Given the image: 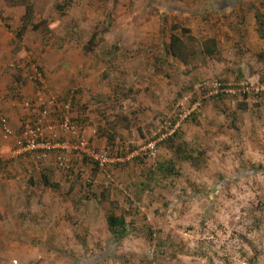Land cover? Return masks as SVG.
<instances>
[{"label": "rangeland", "instance_id": "obj_1", "mask_svg": "<svg viewBox=\"0 0 264 264\" xmlns=\"http://www.w3.org/2000/svg\"><path fill=\"white\" fill-rule=\"evenodd\" d=\"M170 33L184 63L168 54ZM241 81L264 84V0H0V264H264V92L211 89ZM39 88L72 97L70 120L107 154L104 172L71 149L48 104L21 106ZM193 105L148 154L174 107ZM35 114L66 150L14 154ZM109 201L131 228L118 242Z\"/></svg>", "mask_w": 264, "mask_h": 264}, {"label": "built area", "instance_id": "obj_2", "mask_svg": "<svg viewBox=\"0 0 264 264\" xmlns=\"http://www.w3.org/2000/svg\"><path fill=\"white\" fill-rule=\"evenodd\" d=\"M34 80L40 82V74L35 71ZM37 90V93L32 102H23L22 107L26 110L31 108L42 107L45 103L50 106L57 118L59 119L58 129L67 135L75 139L74 145L71 147L73 151H77L82 157L91 161L96 169L100 172H104L109 162L107 154L103 151L95 152L90 149L79 135V127H77L70 119L69 109L71 103V96L69 95L64 100H58L51 94L44 95L41 88ZM211 89L214 93H223L226 95H233L235 93L240 94L244 97H250L252 99H258L259 95L264 92V84L253 86L248 82L241 81L234 85H223L219 83H213ZM198 105H193L189 110L180 113L176 110L173 120L165 119L160 127L157 137L154 141L146 145V151L152 155L155 152V144L158 142L165 141L171 137L180 123L186 119L190 114L196 111ZM29 120L22 123L18 135L14 142V154L16 156L26 155L34 161H40L46 157L51 151L66 150L67 147L63 143L53 142L47 139V136L53 134V126L46 125L41 122L38 114L32 115L28 118ZM0 130L3 137L10 135V128L6 117L0 112ZM62 158L58 157L57 160L60 162ZM115 162H119V159H115Z\"/></svg>", "mask_w": 264, "mask_h": 264}, {"label": "trees", "instance_id": "obj_3", "mask_svg": "<svg viewBox=\"0 0 264 264\" xmlns=\"http://www.w3.org/2000/svg\"><path fill=\"white\" fill-rule=\"evenodd\" d=\"M24 11H23V15H22V20L24 21H28L31 17V8L29 5H24ZM254 21L256 23V31L258 32V35L261 36V32H262V23L260 21V16L255 13L252 14ZM35 27V26H34ZM25 25L21 26L19 28V30L16 32V36L18 37L24 30ZM171 29H175L174 26L171 27ZM184 32V31H182ZM167 51L168 54L174 58L179 60L180 62L184 63L185 59L183 56V47H182V42H181V38L178 35L175 34H169L168 36V45H167ZM210 52H207V54H210ZM240 75H243L242 72H240ZM175 136V134L173 135ZM172 136V137H173ZM170 137V139L172 138ZM177 152H179V149H176ZM188 157L187 155L183 156V159L186 160ZM91 162V161H90ZM92 163V162H91ZM93 164V163H92ZM171 164H164V163H160L157 164L154 172L168 176L171 171H172V167H170ZM93 166L95 167V165L93 164ZM96 168V167H95ZM43 185L45 186H49V184L47 183V181H43ZM102 199V200H101ZM99 202H102L105 200V198H103L102 194H99ZM109 205L112 208L111 210H108L105 214H104V222H105V226L106 229L109 233V237L114 241V242H118L121 239H123L124 237H126V235L130 234L131 232V228L130 225L128 223L125 222L124 217L120 214V213H116L113 209L116 208V205L114 202L109 201ZM149 235H151V233H149L148 231H146Z\"/></svg>", "mask_w": 264, "mask_h": 264}, {"label": "crops", "instance_id": "obj_4", "mask_svg": "<svg viewBox=\"0 0 264 264\" xmlns=\"http://www.w3.org/2000/svg\"><path fill=\"white\" fill-rule=\"evenodd\" d=\"M251 10V9H250ZM252 21H253V19H252ZM240 106H242V103H241V105Z\"/></svg>", "mask_w": 264, "mask_h": 264}]
</instances>
